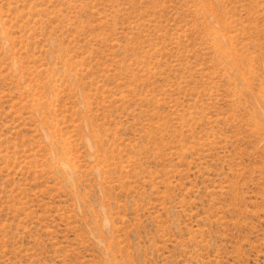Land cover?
<instances>
[{
    "label": "rangeland",
    "instance_id": "rangeland-1",
    "mask_svg": "<svg viewBox=\"0 0 264 264\" xmlns=\"http://www.w3.org/2000/svg\"><path fill=\"white\" fill-rule=\"evenodd\" d=\"M0 264H264V0H0Z\"/></svg>",
    "mask_w": 264,
    "mask_h": 264
}]
</instances>
